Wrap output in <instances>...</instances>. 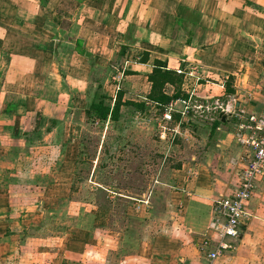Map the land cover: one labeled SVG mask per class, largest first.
I'll return each mask as SVG.
<instances>
[{"label": "crops", "instance_id": "obj_1", "mask_svg": "<svg viewBox=\"0 0 264 264\" xmlns=\"http://www.w3.org/2000/svg\"><path fill=\"white\" fill-rule=\"evenodd\" d=\"M63 20L68 23L62 29L81 32L68 54L80 55L88 67L113 56L120 60L118 73L127 80L125 85L118 82L123 99H145L148 75L159 59L184 73L196 69L199 78H192L191 89L197 100L213 105L234 98L235 108L248 113H257L264 105V0H0V264H14L11 258L17 255L45 259L43 264H248L252 231L256 226L264 229L263 177L256 179L248 203L251 217L237 250L210 263L198 243L216 220L214 201L235 192L246 164L247 151L236 135L232 115L224 121L211 115L205 123L175 126L194 147L163 184L168 193L162 214H151V195L134 198L130 209L137 214L128 212L130 220L117 236L106 232L96 237L89 226L70 227L47 240L38 238L36 246L30 245V237L22 239L23 244H11L22 237L19 228L41 218L32 215L48 205L42 198L25 204L14 192L19 189L22 152L26 154L43 134L62 127L76 102H82L78 112L85 116L87 100L89 104L96 97V91L86 95L87 68H81V74L74 67L69 74L59 69L58 50L65 41L46 35L57 31ZM225 84L233 94L226 93ZM117 91L116 87L108 98L110 104ZM134 93L140 98L127 97ZM182 105L176 103L177 108ZM152 106L146 103L147 108ZM72 136L61 141L59 135L52 142L51 157L61 164L46 171L48 193L67 189L68 178L58 180L57 173L71 174ZM59 142L63 145L56 151ZM33 186L38 187L36 181ZM106 216L105 211L99 214L103 221ZM147 221L153 223L149 232L143 228ZM112 242L114 250L109 248Z\"/></svg>", "mask_w": 264, "mask_h": 264}, {"label": "rangeland", "instance_id": "obj_2", "mask_svg": "<svg viewBox=\"0 0 264 264\" xmlns=\"http://www.w3.org/2000/svg\"><path fill=\"white\" fill-rule=\"evenodd\" d=\"M67 21L63 20L57 31H49L46 35L65 41V45L63 44L58 50L60 71L69 74L72 73L71 69L74 67L81 74V70H83L81 68L85 67L87 68L85 75L88 78H85V81L88 82L86 95L91 96L96 91L97 94L107 93V98L112 97L114 89L121 88L120 83L125 85L127 82V80H122L124 78L122 76L119 78L121 81L119 84L114 80L118 71L116 64H119L120 60L113 56L111 60L90 63L88 67L80 55L68 54L71 50V42L81 32L62 29L61 26H64L63 23ZM71 21L70 17L68 22ZM54 66L56 68V65ZM113 83L118 85H113ZM136 94L140 93L128 94L127 97L139 99L140 97ZM83 98L81 101H84ZM106 101L110 103L108 99ZM86 105H88V100ZM78 107L83 109L82 102H76V108L71 109L70 114L64 116L62 127L51 134H43L42 140H35L30 146L32 148L28 147L26 154L24 151L22 152L18 164L19 189L14 192L19 199H23L25 204L42 198L48 205L46 204L44 211H37L33 214L34 216L32 215V219L42 215L41 218L19 228L22 237L16 238L11 244H14L15 241L22 243V239L30 237L27 239L30 241V245L36 246L40 241L38 238L47 240L50 236H58L70 227H75L76 230L80 228L87 230L86 227L89 226L90 231L96 237L106 232H110L109 235L117 236L116 232H122L121 230H124V226L130 220L128 212L137 214L130 209L136 202L134 198L151 195V202H149V205H152L150 209L153 207L150 210L151 214L157 212L162 214V210L166 208L168 192L163 184L168 183L172 169L181 163L194 147L186 139V135L183 136L175 132L176 119L158 127L156 118L160 113L156 107L137 110L133 106L125 105L121 108L117 121L96 122L93 120V116L85 118L84 114H79ZM135 111H138L139 114H135ZM70 122L75 123L73 128L69 124ZM43 125L44 123L41 122V126ZM68 134H73L72 137L75 136V142L71 143L75 153L71 159V174L66 177L63 172L57 173L58 180L63 178L67 180L68 178L67 189L48 193L45 176L50 175H47L46 171L50 167H58L61 164L60 160L51 157L52 142L56 141L55 139L59 135H62L61 141H63ZM58 145L60 147L53 149L61 150L62 142H59ZM31 150L33 152H30ZM35 181L38 187L33 186ZM55 197H58L59 200ZM51 201L55 204L51 205L49 203ZM103 211L107 212L104 221L99 218V214ZM132 220L136 221L135 218ZM102 224H106V226L101 227ZM143 228L144 231L149 232L153 228V223L147 221ZM245 228L246 226L242 227V232ZM254 230L252 231V242H249V249L253 251L251 254L247 253V256L250 257L247 258V263L264 264V229L262 226H256ZM1 242L6 241L2 240ZM53 245L55 243L52 244V247ZM100 245L104 244L100 243ZM114 247L116 248L115 242H112L109 248L114 250ZM107 254L112 253L107 251ZM48 257L47 263H49L50 255ZM42 260L33 256L23 258L18 255L11 258L14 264H43Z\"/></svg>", "mask_w": 264, "mask_h": 264}, {"label": "built area", "instance_id": "obj_3", "mask_svg": "<svg viewBox=\"0 0 264 264\" xmlns=\"http://www.w3.org/2000/svg\"><path fill=\"white\" fill-rule=\"evenodd\" d=\"M183 72L182 89L187 93L186 99L170 101L163 112L156 118L158 127L173 120V114L178 113L180 118L176 127L181 123L189 125L190 117L210 118L211 115L218 116L219 112L225 111L233 116L236 135L240 143L246 149L247 160L240 171L239 185L235 192L226 197L214 201L213 211L216 220L210 225L208 231L198 242L200 247L206 250L210 263H214L224 255L231 254L238 248V242L242 235V227L246 225L251 217L248 212V203L253 196L256 179L264 178V105L257 113H248L243 109H236L234 98L225 104H210L193 98L191 89L192 78L198 80L194 67H190L186 73ZM121 73L117 71L115 81L119 82ZM119 88V87H118ZM181 101V108L176 103ZM212 118V117H211ZM177 132L176 129H174Z\"/></svg>", "mask_w": 264, "mask_h": 264}, {"label": "trees", "instance_id": "obj_4", "mask_svg": "<svg viewBox=\"0 0 264 264\" xmlns=\"http://www.w3.org/2000/svg\"><path fill=\"white\" fill-rule=\"evenodd\" d=\"M180 70L181 69L176 70L168 68L164 61L155 59L153 61L152 70L148 75L150 89L143 101L136 102L123 99L124 91L121 88H118L112 104L106 101L108 99L106 95L103 93H96L95 99H93L85 109V116L86 118L93 116V120L96 122L106 120L117 121L123 105H130L134 106L137 110H144L147 108L146 103L152 104L158 109L159 113H162L165 106L170 101L186 99L188 97L187 93L181 88L183 72ZM225 90L228 94L234 93L233 90L229 88V84H225ZM179 118L180 115L178 113L173 114V119L178 121ZM195 120L203 123L210 121L209 118H195L191 116L188 124H197Z\"/></svg>", "mask_w": 264, "mask_h": 264}, {"label": "water", "instance_id": "obj_5", "mask_svg": "<svg viewBox=\"0 0 264 264\" xmlns=\"http://www.w3.org/2000/svg\"><path fill=\"white\" fill-rule=\"evenodd\" d=\"M229 113L225 112V111H221L218 114V117L220 118L221 121H224L226 119V117H228ZM197 123H199L200 121L195 120ZM203 123V122H202ZM201 123V124H202Z\"/></svg>", "mask_w": 264, "mask_h": 264}]
</instances>
